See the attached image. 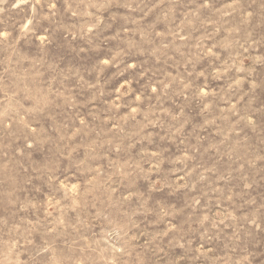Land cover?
Here are the masks:
<instances>
[{"label":"rangeland","instance_id":"rangeland-1","mask_svg":"<svg viewBox=\"0 0 264 264\" xmlns=\"http://www.w3.org/2000/svg\"><path fill=\"white\" fill-rule=\"evenodd\" d=\"M0 264H264V0H0Z\"/></svg>","mask_w":264,"mask_h":264}]
</instances>
